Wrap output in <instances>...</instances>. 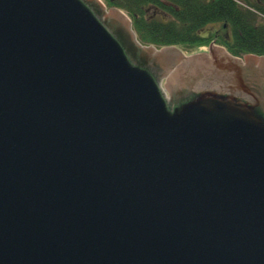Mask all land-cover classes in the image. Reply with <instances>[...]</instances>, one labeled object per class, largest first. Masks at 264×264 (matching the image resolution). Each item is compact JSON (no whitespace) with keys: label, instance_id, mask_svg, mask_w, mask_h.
Wrapping results in <instances>:
<instances>
[{"label":"water","instance_id":"water-1","mask_svg":"<svg viewBox=\"0 0 264 264\" xmlns=\"http://www.w3.org/2000/svg\"><path fill=\"white\" fill-rule=\"evenodd\" d=\"M0 264H264V56L0 0Z\"/></svg>","mask_w":264,"mask_h":264},{"label":"trees","instance_id":"trees-1","mask_svg":"<svg viewBox=\"0 0 264 264\" xmlns=\"http://www.w3.org/2000/svg\"><path fill=\"white\" fill-rule=\"evenodd\" d=\"M124 12L138 42L194 54L214 43L235 57L264 56V0H101Z\"/></svg>","mask_w":264,"mask_h":264},{"label":"flooded vegetation","instance_id":"flooded-vegetation-1","mask_svg":"<svg viewBox=\"0 0 264 264\" xmlns=\"http://www.w3.org/2000/svg\"><path fill=\"white\" fill-rule=\"evenodd\" d=\"M211 44H214V43H211ZM211 44H209V46L211 45ZM214 45H216V44H214ZM209 46L207 47V49L205 50V51H201V52H198V53H202V52H207L208 51V48H209ZM216 46H218V45H216ZM158 49V48H157ZM160 49V48H159ZM182 52V51H181ZM184 54V53H183ZM194 54H196V53H194ZM184 55H186V56H190V55H193V54H184ZM240 58H242V57H240Z\"/></svg>","mask_w":264,"mask_h":264},{"label":"rangeland","instance_id":"rangeland-1","mask_svg":"<svg viewBox=\"0 0 264 264\" xmlns=\"http://www.w3.org/2000/svg\"><path fill=\"white\" fill-rule=\"evenodd\" d=\"M262 19H264V18H262ZM205 51V50H204Z\"/></svg>","mask_w":264,"mask_h":264}]
</instances>
